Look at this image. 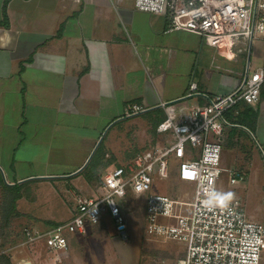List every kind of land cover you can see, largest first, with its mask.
Segmentation results:
<instances>
[{"label":"crops","instance_id":"0c3cea01","mask_svg":"<svg viewBox=\"0 0 264 264\" xmlns=\"http://www.w3.org/2000/svg\"><path fill=\"white\" fill-rule=\"evenodd\" d=\"M168 23L167 14L140 10L134 0H0V264H174L184 256V243L146 236L144 195L132 192L134 207L123 204L127 240L105 214L68 232L66 249L21 243L24 226L68 219L79 197L98 194L107 169L158 142L162 101L178 109L204 105L214 93L233 91L251 67L264 68L261 35L211 44ZM130 102L147 109L127 116ZM225 116L231 124L220 135L218 194L233 193L251 219L264 221V83L257 102L240 101ZM119 124L120 133L106 138ZM230 168L245 177L231 183ZM27 187L36 193L25 195ZM66 194L69 216L41 212ZM21 223L20 240L9 244L8 232Z\"/></svg>","mask_w":264,"mask_h":264},{"label":"built area","instance_id":"2783aa9c","mask_svg":"<svg viewBox=\"0 0 264 264\" xmlns=\"http://www.w3.org/2000/svg\"><path fill=\"white\" fill-rule=\"evenodd\" d=\"M136 8L168 16V30L184 29L204 37L211 44L246 37L252 40L264 32V0H134ZM264 68L257 67L231 92L212 94L204 105L188 109L162 101L167 115L157 125L159 133L172 139L153 144L124 164L107 169L99 182L98 194L79 197L73 214L54 225H26L22 244L44 239L51 250L66 249L68 232L84 231L87 222L96 223L105 214L113 219L118 235L130 238L122 200L133 191L144 195L145 232L149 238L174 239L185 245V254L174 264H261L264 253V221L251 219L243 202L218 198L221 163L220 135L226 112L240 101L260 99ZM192 81L189 94L196 89ZM147 108L130 102L124 114L135 115ZM214 138V139H212ZM174 171L179 181L192 186L173 195L162 186ZM231 183L245 177L230 168Z\"/></svg>","mask_w":264,"mask_h":264},{"label":"rangeland","instance_id":"374dc122","mask_svg":"<svg viewBox=\"0 0 264 264\" xmlns=\"http://www.w3.org/2000/svg\"><path fill=\"white\" fill-rule=\"evenodd\" d=\"M257 35H261V36L264 37V32L263 33L258 32V33H256V36ZM255 44H257V38L254 39V45ZM254 70H255V68L251 67L250 73L252 71H254ZM158 114L159 115L161 114L160 110L158 111ZM123 126H124L123 124L116 125L114 127V129L109 133V135L106 138H110V136L113 133H117V135H118L120 133L121 127H123ZM157 136H158V142H157L158 144H161L163 140L172 139L173 138L172 133H170L169 131L168 132H163V133H157ZM212 139H214V138H212ZM94 163H95V161H93L92 163H89L88 166L85 169V172L88 173L90 171H93L95 169L94 168L95 167ZM222 174H221V176H222ZM96 175L98 177V174H96ZM221 176L219 178L220 182H221V180H220ZM219 181H218V190H219ZM97 182L98 181H94L93 183L96 185ZM63 185H64V187L68 188L71 185V182L68 183V184L64 183ZM191 188H192V186L189 185L188 183H184L182 181H179L178 178L176 177V174L174 173V171H171L169 178L166 180V183L162 186V190L163 191H167L169 193H172L173 195H176L178 193L180 194L183 190H189L190 191ZM41 190L43 191L44 189H41ZM23 191L25 192L24 194L27 195V196L34 195L36 193V191L30 189L29 187H27ZM131 192L133 194H135L133 191L129 190L128 195L126 197H124L123 199L119 200V201L122 200V203L124 204V206H127V208H133L134 207L133 206L134 205V201L133 202L131 201L129 203L127 202V201L130 200V196L129 195L131 194ZM66 196H67V194H66ZM53 200H54V202L52 201L51 203H48L45 207L44 206L40 207L41 212H46V210L49 209L48 212L53 211V213H51V215L54 218H58V219L66 218L67 216H69L71 214V212H72V208L71 207H72V200H73V199L71 200V196L70 197L67 196V198H64V199L62 197L58 198V199L57 198H53ZM130 223H132V222H130ZM24 224H27V223H21V224H18V225L16 224V225H14V228H12V230H10L8 232V237H6V238L8 239L9 244H16V242L18 240H20V237L22 236V227H23ZM40 240L45 241L44 239H40ZM15 253H17V252H15Z\"/></svg>","mask_w":264,"mask_h":264},{"label":"trees","instance_id":"16d2710c","mask_svg":"<svg viewBox=\"0 0 264 264\" xmlns=\"http://www.w3.org/2000/svg\"><path fill=\"white\" fill-rule=\"evenodd\" d=\"M6 3H7V1L5 2V6H6ZM164 118H165L164 115H162V116L160 117V119L158 120V123H159L162 119H164ZM158 123H157V125H158ZM101 154H102V146L99 145L98 149H97L96 152L94 153L93 157L90 159L89 163H92L93 161H95L94 166L97 165L96 162L99 161V157H100ZM89 163H88V164H89ZM87 166H88V165H87ZM95 167H96V166H95Z\"/></svg>","mask_w":264,"mask_h":264},{"label":"clouds","instance_id":"9594fccd","mask_svg":"<svg viewBox=\"0 0 264 264\" xmlns=\"http://www.w3.org/2000/svg\"><path fill=\"white\" fill-rule=\"evenodd\" d=\"M233 195H234L233 193H220V194H218V198L216 199V203H219L220 199H223L226 203L227 201H229L232 198Z\"/></svg>","mask_w":264,"mask_h":264}]
</instances>
